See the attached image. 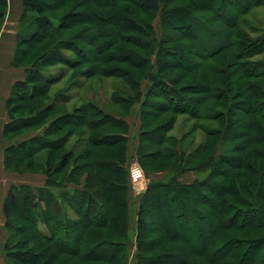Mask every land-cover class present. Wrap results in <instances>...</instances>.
Returning <instances> with one entry per match:
<instances>
[{"label": "trees", "instance_id": "1", "mask_svg": "<svg viewBox=\"0 0 264 264\" xmlns=\"http://www.w3.org/2000/svg\"><path fill=\"white\" fill-rule=\"evenodd\" d=\"M49 1L61 3L64 8L74 0L22 2L23 11L19 20L21 36H17L12 66L25 67L27 74L23 81L13 86L7 102L10 117L4 127V138L7 142L12 140L10 133H18L24 128L19 126L20 122L16 121L15 113L26 109V103L35 102L37 94L49 93L48 83L40 75L36 64L32 68L24 66L29 54L17 47L19 44L29 45L28 42L40 30L53 32L54 36L68 30L67 13L57 23L53 20L55 17L46 16ZM217 1H220L219 5L223 8L231 7V18L224 11L226 16H223V23L232 31L236 28L235 32L239 31L237 25L241 17L246 16L253 8L264 5V0H256L255 3L253 0H194L189 6L165 8L161 7V0H140V5L150 11H162V24L170 30L194 32L203 29L204 34L214 36L211 39L196 36L203 48V54L207 56L205 59H209L220 49H229L228 41L232 36L224 38L217 31H209L205 28L207 25L204 19L198 18L194 11L209 12L218 19L222 7L219 9L217 4L214 7ZM75 3L74 8L79 9L77 11L86 5L80 1ZM7 7L8 0H0V29L5 22ZM89 16L94 22L115 17L112 13L97 14L91 10ZM125 21L132 24V20ZM231 21L233 23L229 24ZM32 27L34 29L30 30ZM239 33L241 36L238 37L242 39L238 38L234 52L218 60L219 66L205 65V77L198 79L196 76L195 82L193 81L196 91L194 94L201 96L199 100L193 101L200 108L210 100L217 108L226 107L231 116L241 118L238 123H233L231 118L227 117L226 120L223 112L215 114V121L222 120L220 123L225 129L222 138L240 141L235 146L236 153L248 152L251 146L264 141V60L260 59L264 56V36L253 38L245 32ZM218 42L220 43L216 46ZM29 47L36 50V46ZM21 53L26 54L23 61L18 59ZM232 69L233 72H230ZM197 79H201L198 84ZM212 81L215 86H211ZM153 84L161 88L165 96L179 95V99L184 100L182 96L186 90L178 93L171 81L167 83L163 79L153 78ZM212 89H215L213 93ZM233 91L236 92L231 102L230 95ZM182 101H176L175 105ZM240 110L244 113L239 115ZM95 112V115L84 114L80 119L82 122L89 121L83 125L90 127L89 123L96 118L94 126L91 127L94 131H99L105 126L104 115L98 110ZM34 119L36 120L29 124L33 129L43 121L37 117ZM233 124L239 125L245 132L232 133ZM149 133L141 134L138 148L141 161L146 155L144 150L163 143L160 141L153 144L158 138L152 137L153 132ZM217 134L220 135L218 132L210 133L212 142L206 144L207 147L199 148L200 154L202 151L211 153L204 166L200 167V171L211 169L207 179L185 183L179 180L184 172L176 170L177 176L172 181L148 184L140 201L136 224L137 254L134 259L137 264H264V164L257 167L258 164L250 165L246 159L229 156H223L216 161L213 153ZM41 139V136L34 135L22 142L12 141L5 152L6 170H13L12 160L33 158L34 153L47 148ZM124 140L125 137L120 134H102L97 139L93 138V142L100 143L98 146L111 147ZM251 151L262 158L260 150ZM161 156L162 153H159V157ZM173 156L177 158L176 153ZM67 164V160L63 161L60 170H65ZM34 167L33 162L27 165L28 170ZM95 167L98 170H92L85 182L76 183L78 189L72 195L68 196L66 193L67 203L71 204L79 218L71 226L59 222L63 205L59 197L51 192V184L38 190L30 186L12 188L5 201L6 226L9 232L5 249L6 264H129L131 213L126 167L118 158L109 161L107 166ZM104 168L108 177L99 173ZM64 185H68V182ZM14 214L18 215V219L29 223L27 228L17 225L19 221L11 217ZM150 217L152 225L147 220ZM42 225L47 227V231L42 229ZM66 227L72 230L68 229V236L62 238V230L67 234Z\"/></svg>", "mask_w": 264, "mask_h": 264}, {"label": "rangeland", "instance_id": "2", "mask_svg": "<svg viewBox=\"0 0 264 264\" xmlns=\"http://www.w3.org/2000/svg\"><path fill=\"white\" fill-rule=\"evenodd\" d=\"M76 1L86 5L77 11L79 9L74 8ZM191 2L194 0H161V7L189 6ZM252 2L255 3L256 0ZM219 3L217 1L214 4L219 9L222 7L218 19L209 12L194 11L198 18L204 19L207 25L205 28L209 31H217L224 38L232 36L228 41L229 49H220L215 57L214 54L205 59L207 56L203 54L196 36L208 39L214 36L204 34L203 29L194 32L170 30L162 24V11L143 8L140 0H74L64 8L61 3L49 1L46 16L55 17L53 20L57 23L67 13L68 30L58 32L55 36L53 32L40 30L28 42L29 45L19 44L17 47L29 54L24 66L32 68L36 64L40 75L48 83L49 93L39 94L40 96L37 94L35 102L26 103V109L15 113L16 121L24 128L18 133H10L12 140L6 141L8 146L12 141L22 142L38 135L47 148L34 153L33 158L11 161L14 166L7 175L10 178L9 193L13 187L30 186L38 190L51 184V192L59 197L63 205L59 222L71 226L79 218L71 204L67 203L66 193L68 196L72 195L78 189L77 182H85L92 170H98L95 166H107L109 161L118 158L126 167L131 213L128 262L137 264L134 259L137 254L136 224L140 201L148 184L168 183L177 176L176 170L184 172L179 180L185 183L207 179L211 169L200 171V167L204 166L211 153L202 151L200 154L199 148L207 147L206 144L212 142L210 133H220L215 138L213 157L216 161L229 156L246 159L250 165L258 164L257 167L264 164V141L251 146L248 152L236 153L235 146L240 141L222 138L225 129L220 123L222 120L215 121V114L223 112L226 120L227 117L231 118L233 123H238L241 118L231 116L226 107L217 108L213 101L208 100L203 108L193 101L201 98L199 94H194L196 76L198 79L205 77V65L219 66L218 60L234 52L238 36H241L239 31L253 38L264 36V5L253 8L246 16L241 17L237 25L239 31L235 32L236 28L232 31L223 23L224 11L231 18V7L223 8ZM22 7V0H8L5 22L0 29L1 40L4 39L10 45V56L12 52L13 55L15 53L17 36H21L19 17ZM199 7L197 4V8ZM90 10L97 14L112 13L115 17L94 22L89 16ZM127 19L132 20V24L125 21ZM29 46H36V50ZM18 59L25 60L26 54L21 53ZM260 59L264 60V56ZM7 69L16 76L27 74L25 67L7 66ZM153 78L163 79L167 83L171 81L178 93L186 90L182 94L184 100L179 99V95L165 96L163 90L153 84ZM198 79L196 84L201 80ZM215 85L212 81L211 86ZM235 92L230 95L231 102ZM176 101L182 103L175 105ZM97 110L104 115L105 126L94 131L91 126H94L96 118L91 119L93 121L89 123V127L83 125L89 121L82 122L80 116L95 115ZM239 112V115L244 113L243 110ZM36 117L43 121L33 129L29 124ZM234 125L231 127L232 133L245 132L239 125ZM144 132H153L152 137L158 138L153 144L160 141L163 143L144 150L146 155L141 161L138 148ZM102 134H120L125 140L113 147L98 146L100 143L93 142V138L97 139ZM254 149L260 150L262 158L251 151ZM158 152L162 153L161 157ZM173 153L177 154V158ZM65 160L69 164L65 170H60ZM29 162L35 164L32 170L27 169ZM172 168L174 169L171 170ZM99 173L108 177L105 168ZM65 182L68 185H64ZM17 216L14 214L11 217L19 221L18 226L27 228L29 223ZM147 220L151 223V217ZM46 228L42 225L44 231H47ZM68 229L71 231L72 228L66 227L67 234L62 230V238L68 236Z\"/></svg>", "mask_w": 264, "mask_h": 264}, {"label": "crops", "instance_id": "3", "mask_svg": "<svg viewBox=\"0 0 264 264\" xmlns=\"http://www.w3.org/2000/svg\"><path fill=\"white\" fill-rule=\"evenodd\" d=\"M9 52L10 45L6 43L4 39L1 40L0 38V264H6L5 249L9 238V232L6 226L7 216L5 212V201L9 193L8 182L10 181V178L7 176L9 175V172L5 168V152L7 149V143L4 138V127L10 120L7 111V102L13 86L17 82L23 81L26 77V74L16 76L14 73H11L10 71L8 72L7 66L12 67L14 56L13 52L11 53V56ZM3 176H5V178Z\"/></svg>", "mask_w": 264, "mask_h": 264}]
</instances>
